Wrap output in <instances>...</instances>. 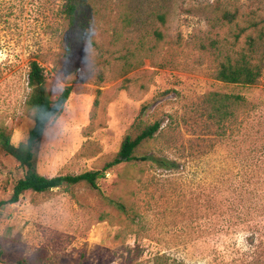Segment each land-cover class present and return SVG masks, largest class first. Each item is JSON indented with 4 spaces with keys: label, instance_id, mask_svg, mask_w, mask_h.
<instances>
[{
    "label": "rangeland",
    "instance_id": "rangeland-1",
    "mask_svg": "<svg viewBox=\"0 0 264 264\" xmlns=\"http://www.w3.org/2000/svg\"><path fill=\"white\" fill-rule=\"evenodd\" d=\"M69 1L0 0V128L26 140L37 61L51 100L72 92L34 148L35 170L100 172L99 191L63 184L4 207L0 264H264V40L254 86L215 79L264 28V0H78L72 25ZM210 93L242 99L215 114ZM154 123L134 155L172 168L107 167L126 136ZM22 176L0 151V201Z\"/></svg>",
    "mask_w": 264,
    "mask_h": 264
},
{
    "label": "trees",
    "instance_id": "trees-1",
    "mask_svg": "<svg viewBox=\"0 0 264 264\" xmlns=\"http://www.w3.org/2000/svg\"><path fill=\"white\" fill-rule=\"evenodd\" d=\"M79 6L80 3L78 0H71L66 5L65 14L71 25L75 21ZM222 17L228 22H233L235 15L225 13ZM253 26L256 27L255 24L251 23V27ZM154 35L156 39L162 38V34L158 31H155ZM263 40L264 28L258 31L256 37L250 35L247 36L245 47H243L240 52L236 53L235 56L227 55L220 61L216 69L215 79L218 82L237 87L254 86L260 78L263 70V56L257 51L256 44L257 41ZM27 76V84L30 89L27 106L31 112L33 126L29 130L26 140L14 145L11 142L10 133L6 129L0 128V151L5 155L12 157L18 163L19 168L23 171V176L15 183L10 198L0 201V224L3 208L12 204H17L27 192L43 193L48 190L59 188L63 184L74 185L81 182H85L93 189L99 191L97 180L103 175V173L100 172H86L77 176L46 178L36 172L33 162L34 148L41 141L48 124L62 112L63 107L72 92V87H64L58 98L53 101L45 89L46 78L44 69L37 61H31L29 63ZM241 99L242 97L240 95L210 93L208 95L207 104L210 106L212 112L220 114L223 113L231 102L238 103ZM159 129L160 125L154 123L135 136H126L115 158L107 165V167H114L131 162H149L163 169L172 168L173 163L166 158H157L153 155L141 157L134 155L135 150L144 141L152 139ZM105 198L118 210L122 212L125 211V207L121 203L108 199L107 197ZM4 252L5 250L0 233V263L2 262ZM18 264L23 263L18 262Z\"/></svg>",
    "mask_w": 264,
    "mask_h": 264
}]
</instances>
